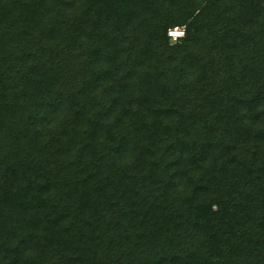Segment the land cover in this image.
<instances>
[{
    "label": "trees",
    "instance_id": "16d2710c",
    "mask_svg": "<svg viewBox=\"0 0 264 264\" xmlns=\"http://www.w3.org/2000/svg\"><path fill=\"white\" fill-rule=\"evenodd\" d=\"M0 264H264V0H0Z\"/></svg>",
    "mask_w": 264,
    "mask_h": 264
},
{
    "label": "built area",
    "instance_id": "2783aa9c",
    "mask_svg": "<svg viewBox=\"0 0 264 264\" xmlns=\"http://www.w3.org/2000/svg\"><path fill=\"white\" fill-rule=\"evenodd\" d=\"M183 35H184L183 29L174 28L168 31V37L171 40L177 41V39L183 37Z\"/></svg>",
    "mask_w": 264,
    "mask_h": 264
},
{
    "label": "rangeland",
    "instance_id": "374dc122",
    "mask_svg": "<svg viewBox=\"0 0 264 264\" xmlns=\"http://www.w3.org/2000/svg\"><path fill=\"white\" fill-rule=\"evenodd\" d=\"M172 42L174 43V42H176L175 40H172Z\"/></svg>",
    "mask_w": 264,
    "mask_h": 264
}]
</instances>
